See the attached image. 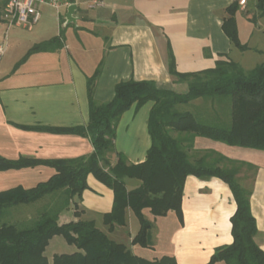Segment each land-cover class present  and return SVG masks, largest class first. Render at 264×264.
<instances>
[{"label": "crops", "instance_id": "obj_1", "mask_svg": "<svg viewBox=\"0 0 264 264\" xmlns=\"http://www.w3.org/2000/svg\"><path fill=\"white\" fill-rule=\"evenodd\" d=\"M234 1L238 3V0H103L102 7L91 9L94 13L79 5L73 13L75 22L70 25L65 24L66 8L60 9L50 32L39 28L25 36L11 31L9 46L21 44V49L15 54L5 49L0 57V157L54 160L88 156L93 147L87 137L37 127L65 128L87 123V78L99 63L93 98L102 103L112 99L116 83L128 79L153 80L160 88L183 91L186 84L174 82L168 73V46L178 72L212 68L220 58H229L246 71L263 62L264 29L255 26L246 38L239 15L252 19L256 14L254 0H245L244 5L238 3L234 14L238 39L245 45L243 50L223 30L227 7ZM44 8L50 7H41L39 20ZM258 20L262 22L264 16L252 21ZM8 31L5 29L1 39L6 34V48ZM60 32L62 47L31 53L12 71L33 44L60 36ZM196 104L201 105V101ZM151 105L148 101L138 108L130 106L116 124L114 149L128 163L145 159L150 145L147 119ZM194 145L255 166L250 209L258 231L256 242L264 251V150L232 146L201 136L195 138ZM108 159L113 163L115 154H109ZM55 172L54 167L46 164L0 170V191L16 186L31 188ZM86 183L80 198H74L76 203L59 214V223L92 220L110 239L146 259L168 255L174 256L175 264H203L215 247L232 241L230 216L236 204L228 185L219 178L193 175L185 178L181 220L172 210L154 217L148 208L144 209V216L152 222L148 246L132 243L139 222L129 207L125 208L124 225L109 228L103 222V214L112 208L113 192L92 174L87 175ZM139 184L136 178H125L127 190ZM75 250L62 235H54L48 240L44 255L51 264L53 254Z\"/></svg>", "mask_w": 264, "mask_h": 264}, {"label": "trees", "instance_id": "obj_2", "mask_svg": "<svg viewBox=\"0 0 264 264\" xmlns=\"http://www.w3.org/2000/svg\"><path fill=\"white\" fill-rule=\"evenodd\" d=\"M7 1L2 0L0 16ZM255 8L253 21L264 16V0H255ZM237 9V1L227 7L228 17L222 27L231 42L243 50L245 45L238 39L234 19ZM59 35L33 44L12 71L31 53L62 47V32ZM100 66L101 63L87 78L88 121L85 125L37 127L87 137L93 147L88 156L54 160L0 157V170L46 164L56 171L31 188L16 186L0 191V215L17 205L40 202L39 208L34 213L27 212L21 221L0 225V264H48L44 249L54 235H62L76 250L53 254L51 264H175L174 256L149 260L132 253L123 243L110 239L92 220L59 223V214L71 203L75 204L74 198L79 199L87 188L88 174L113 192L112 208L103 214V222L109 228L124 225L125 208L129 207L139 222L132 243L141 246L149 245L148 233L152 226L144 216V209L148 208L154 217L172 210L181 220L185 178L193 175L221 179L228 185L236 204L230 216L232 241L215 247L203 264L217 261L264 264V251L256 242L258 231L250 209L255 166L194 145L195 138L201 136L232 146L264 150V61L246 71L229 58H220L212 68L178 72L168 46L167 70L174 82L186 84L183 91L160 88L153 80L128 79L116 83L112 99L102 103L93 98ZM148 101L152 102L147 119L150 145L143 161L128 163L124 155L114 149L116 124L130 106L138 108ZM196 101H201V105ZM185 104H191V109L178 107ZM111 153L116 157L113 163L108 159ZM248 172H251L250 177ZM127 177L140 180L139 186L127 190Z\"/></svg>", "mask_w": 264, "mask_h": 264}, {"label": "built area", "instance_id": "obj_3", "mask_svg": "<svg viewBox=\"0 0 264 264\" xmlns=\"http://www.w3.org/2000/svg\"><path fill=\"white\" fill-rule=\"evenodd\" d=\"M240 5H244L245 0H238ZM70 4L93 9L102 7L103 0H8L2 14L0 21L6 25V31L14 26L30 30L38 22L41 14V7L48 6L58 11L66 8ZM6 49V34L4 39L0 41V57Z\"/></svg>", "mask_w": 264, "mask_h": 264}, {"label": "rangeland", "instance_id": "obj_4", "mask_svg": "<svg viewBox=\"0 0 264 264\" xmlns=\"http://www.w3.org/2000/svg\"><path fill=\"white\" fill-rule=\"evenodd\" d=\"M253 4L255 5V0L253 1ZM45 10L42 12V17L39 20L38 23H36L33 28L30 30L27 29H23L21 27H10L9 31L7 33V48L6 51H10V53L15 54L16 52H18L19 49H21V44H15L13 47L9 46L10 43H12L11 40V36H12V32L11 31H17L19 34H23L25 36L30 35V33H34V31H36L39 28H44L45 30H47V32H50L51 27L53 25V23L55 22L56 19V11L53 8H44ZM89 12L94 13V10L91 9H87ZM257 13V10H256ZM241 15L240 20L243 23V29L245 30V37H248V34L250 33V29H252L255 26H259L260 29H264V20H262V22H260L259 20L257 22H253L251 18L249 17H245V15H242L241 13L239 14ZM6 25L0 21V41L2 39L3 33L5 31ZM249 32V33H248ZM15 42V41H14ZM181 110H190L191 109V104H185V105H179L178 106ZM101 165L103 167H105L104 163H101ZM248 176H251V172H248ZM247 183H249L250 181L247 180ZM40 202H34L32 204H21V205H17L15 207H12L8 210H5L4 213L2 215H0V225L4 222H18L21 221L22 218H24L23 216L27 213V212H35L36 209L39 208V204ZM28 223V222H27ZM27 223H24L25 225Z\"/></svg>", "mask_w": 264, "mask_h": 264}, {"label": "water", "instance_id": "obj_5", "mask_svg": "<svg viewBox=\"0 0 264 264\" xmlns=\"http://www.w3.org/2000/svg\"><path fill=\"white\" fill-rule=\"evenodd\" d=\"M76 4H70L66 7L65 13V24L75 22V18L73 17L74 11L78 8Z\"/></svg>", "mask_w": 264, "mask_h": 264}]
</instances>
